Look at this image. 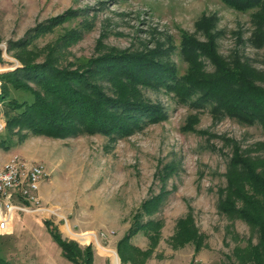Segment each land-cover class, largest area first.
<instances>
[{
    "label": "rangeland",
    "instance_id": "1",
    "mask_svg": "<svg viewBox=\"0 0 264 264\" xmlns=\"http://www.w3.org/2000/svg\"><path fill=\"white\" fill-rule=\"evenodd\" d=\"M253 12L220 0H0V74L23 60L75 69L82 59L124 53L147 55L196 79L210 78L211 56L235 58L264 81V35ZM137 91L144 101L163 105L167 115L125 136L11 130L17 144L0 147V169L15 155L43 165L45 175L35 202L23 198L27 210L15 211L9 232L0 234V255L12 264H76L48 223L84 255L92 247V264H118L114 252L119 264H236L237 249L261 247L254 220L264 206L254 198L235 203L250 220L218 206L229 194L227 164L234 150L264 160L262 127L193 106L196 93L182 104L164 87ZM4 127L0 113V131ZM258 215L264 219V212ZM144 225L149 236L132 234L123 259L118 241Z\"/></svg>",
    "mask_w": 264,
    "mask_h": 264
},
{
    "label": "trees",
    "instance_id": "2",
    "mask_svg": "<svg viewBox=\"0 0 264 264\" xmlns=\"http://www.w3.org/2000/svg\"><path fill=\"white\" fill-rule=\"evenodd\" d=\"M220 1L242 12L255 11L252 15H255L257 30L264 35V0ZM58 24L59 21L54 26ZM44 28L39 30L41 34ZM260 40L264 42V36ZM24 56L28 55L18 54L19 58ZM211 57L214 68L208 79H196L187 72L184 76L178 75L176 68L144 54L100 55L82 59L75 69L59 67L49 60L37 64L23 60L22 66L0 74V113L5 121V127L0 131V147L8 150L17 144L11 136L15 127L50 137H72L83 133L125 136L150 122L165 118L166 108L159 103L144 101L136 93L137 86L164 87L182 104L196 93L198 100L191 101L193 106L209 107L211 112L235 117L247 124L258 123L264 132V81L256 79L246 62L240 59L221 61ZM102 78L103 82L107 80L113 86V94L108 93L110 89L101 86ZM199 98L204 102H200ZM227 166L232 175L231 179H227L229 194L224 199L221 195L218 207L225 213L238 212L250 220L251 216L242 210H235V203L246 205L249 199L254 198V204L264 206V160L235 149ZM231 180L236 185L233 186ZM147 204L144 202L142 206L145 205L149 211ZM260 212L264 211H256L254 222L260 232L261 247L237 249L236 264H264V219L260 216L257 220ZM46 227L68 259L76 264H92V247L87 246L84 255L75 243L61 239L51 223ZM135 227L117 243V250L123 259L126 258L127 248L131 247L129 239L132 234L142 231L149 236L147 225ZM114 257L119 264L116 252ZM0 264L12 263L0 255Z\"/></svg>",
    "mask_w": 264,
    "mask_h": 264
},
{
    "label": "built area",
    "instance_id": "3",
    "mask_svg": "<svg viewBox=\"0 0 264 264\" xmlns=\"http://www.w3.org/2000/svg\"><path fill=\"white\" fill-rule=\"evenodd\" d=\"M44 175L43 165L25 163L15 155L0 169V234L9 232L15 211H25L26 207L20 204L23 198L35 202L34 192ZM101 235L106 236L104 233Z\"/></svg>",
    "mask_w": 264,
    "mask_h": 264
}]
</instances>
